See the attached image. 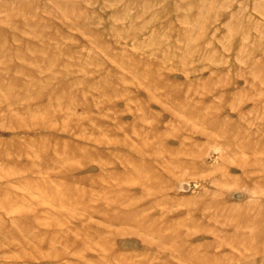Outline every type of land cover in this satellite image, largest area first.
I'll list each match as a JSON object with an SVG mask.
<instances>
[{
	"label": "rangeland",
	"instance_id": "374dc122",
	"mask_svg": "<svg viewBox=\"0 0 264 264\" xmlns=\"http://www.w3.org/2000/svg\"><path fill=\"white\" fill-rule=\"evenodd\" d=\"M0 264H264V0H0Z\"/></svg>",
	"mask_w": 264,
	"mask_h": 264
}]
</instances>
